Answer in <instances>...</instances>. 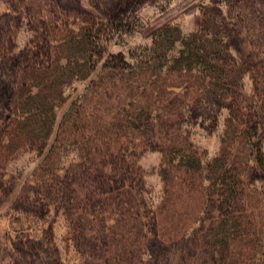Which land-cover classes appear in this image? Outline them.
<instances>
[{"label":"rangeland","instance_id":"1","mask_svg":"<svg viewBox=\"0 0 264 264\" xmlns=\"http://www.w3.org/2000/svg\"><path fill=\"white\" fill-rule=\"evenodd\" d=\"M0 264H264V0H0Z\"/></svg>","mask_w":264,"mask_h":264},{"label":"trees","instance_id":"2","mask_svg":"<svg viewBox=\"0 0 264 264\" xmlns=\"http://www.w3.org/2000/svg\"><path fill=\"white\" fill-rule=\"evenodd\" d=\"M115 21H117L119 23V25L121 26L122 29H130L132 28V21L131 19L126 18L124 22L121 21V17L117 16L116 19H114ZM179 32L180 34V27H175L172 28L171 24L166 23L162 26L157 27L156 29H154L151 32V48H156L157 45H160L161 42H164L167 44L165 50L163 51L162 57L168 59L170 61V66H173L177 69H181V68H190V66L192 65V63H202L203 65L207 64V60L208 59H212L216 60L218 59V52H220V47H222V43L218 44V40L213 39V40H209V43L213 42V44H215V49L216 50H211L208 49V46H212L211 44L207 45L206 47H204L202 49V52L199 53L200 50V46L198 47H191L193 41L195 42V34L192 33H188L187 34V38L190 40L192 39L193 41H182L183 45H184V49L180 50L177 54L173 53L171 51H169L170 47L173 46V43L175 42V40L178 38L175 33ZM217 41V42H216ZM190 45V47L188 46ZM213 53V54H211ZM206 56H208V59L206 58ZM212 57V58H211ZM207 59V60H206Z\"/></svg>","mask_w":264,"mask_h":264}]
</instances>
